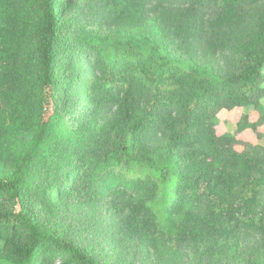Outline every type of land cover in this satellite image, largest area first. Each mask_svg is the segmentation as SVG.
Returning a JSON list of instances; mask_svg holds the SVG:
<instances>
[{
	"label": "trees",
	"instance_id": "trees-1",
	"mask_svg": "<svg viewBox=\"0 0 264 264\" xmlns=\"http://www.w3.org/2000/svg\"><path fill=\"white\" fill-rule=\"evenodd\" d=\"M263 69L264 0H0V264H264Z\"/></svg>",
	"mask_w": 264,
	"mask_h": 264
},
{
	"label": "rangeland",
	"instance_id": "rangeland-1",
	"mask_svg": "<svg viewBox=\"0 0 264 264\" xmlns=\"http://www.w3.org/2000/svg\"><path fill=\"white\" fill-rule=\"evenodd\" d=\"M261 88L264 90V82ZM259 104L264 108V94L260 98ZM259 120H264V112L259 109V106L249 105L244 108L232 109L223 107L217 112L215 130L225 140V145L228 148L237 151L253 150L264 145V123L260 124L257 129L251 127L254 122ZM139 264H155V262L147 259L139 261ZM183 264H189V262L185 260Z\"/></svg>",
	"mask_w": 264,
	"mask_h": 264
}]
</instances>
